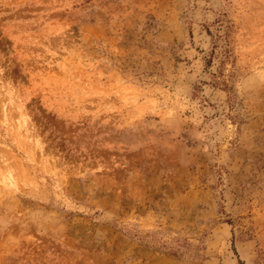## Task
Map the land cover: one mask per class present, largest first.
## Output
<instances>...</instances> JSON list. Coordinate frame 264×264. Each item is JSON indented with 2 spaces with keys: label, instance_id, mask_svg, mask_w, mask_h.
<instances>
[{
  "label": "rangeland",
  "instance_id": "rangeland-1",
  "mask_svg": "<svg viewBox=\"0 0 264 264\" xmlns=\"http://www.w3.org/2000/svg\"><path fill=\"white\" fill-rule=\"evenodd\" d=\"M0 264H264V0H0Z\"/></svg>",
  "mask_w": 264,
  "mask_h": 264
}]
</instances>
